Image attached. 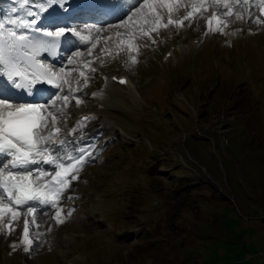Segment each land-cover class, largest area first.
<instances>
[{
	"label": "rangeland",
	"instance_id": "374dc122",
	"mask_svg": "<svg viewBox=\"0 0 264 264\" xmlns=\"http://www.w3.org/2000/svg\"><path fill=\"white\" fill-rule=\"evenodd\" d=\"M198 24L134 41V65L107 32L91 56L71 48L96 72L82 69L91 79L59 135L92 118L75 133L90 155L60 201L64 222L41 209L24 252L21 215L0 231V264H264V24L203 28L193 44ZM106 77L130 78L136 103L105 102Z\"/></svg>",
	"mask_w": 264,
	"mask_h": 264
},
{
	"label": "snow or ice",
	"instance_id": "6c2138e0",
	"mask_svg": "<svg viewBox=\"0 0 264 264\" xmlns=\"http://www.w3.org/2000/svg\"><path fill=\"white\" fill-rule=\"evenodd\" d=\"M13 3L16 6L11 7V13L23 11L24 15L0 19V231H14L10 225L23 215L20 244L24 245V252H29L33 240L41 235L30 232V225L41 226L37 222L41 209L50 207L55 210V221L64 222L60 201L71 198L64 194L71 187V181L79 178L90 155L84 148L71 149L73 142L60 138L62 129L58 121L70 100L88 85L91 76L87 73L96 72V68L83 58L81 51L72 52L66 58L67 64L61 67L41 59L43 54L55 59L60 55L62 42L65 48L74 47V41L66 35L70 33L80 43L90 45L87 55L91 56L96 47L94 41L107 32L110 35L106 39L117 41L116 54L124 52L134 65L137 59L131 53L138 50L134 41L151 39L161 28L179 29L185 22L191 26L201 19L207 22L208 33H223L233 20L264 24V0H254V3L249 0H136L119 23L110 24L106 29L95 25L61 27L55 9L47 17L46 26L38 27L40 14L53 5L63 6L64 0H13ZM252 8L258 11L253 12ZM101 51L108 53L107 48ZM68 65L73 67L66 71ZM83 68H87V73ZM47 85L59 94L51 92ZM81 103L76 98L77 106ZM90 119L84 117L78 121L68 134L74 135ZM45 164L53 170H45L42 167ZM34 165L37 167L33 168ZM71 214L69 211L66 215Z\"/></svg>",
	"mask_w": 264,
	"mask_h": 264
},
{
	"label": "bare ground",
	"instance_id": "6f19581e",
	"mask_svg": "<svg viewBox=\"0 0 264 264\" xmlns=\"http://www.w3.org/2000/svg\"><path fill=\"white\" fill-rule=\"evenodd\" d=\"M123 1L124 0H119V2H123ZM131 1H136V0H131ZM250 1L251 0H249V2ZM13 6H16V5H14L13 0H0V19L6 20L8 17H13V16H17V15H19V16H23L24 15L23 11L18 12L16 14H13V13H11V11L7 12V9L4 10L5 7H9V10H10L11 7H13ZM60 8H61V5H59V4L53 5L51 8L48 9L47 12H44V13L40 14L38 21L41 22V20H42L44 23H47V17L50 14H52L53 9H55V14L59 17L60 16L59 13L62 10V9L59 10ZM33 11H35V9H33ZM203 28L206 29L207 28V24H202V26L198 24L197 27L194 29V31L196 32V37L197 38L194 39L193 44H196L198 42L199 37L201 36ZM82 35H87V33H84ZM106 35L109 36L110 33H107ZM78 44H81L80 41H78ZM114 44H115V42H114ZM164 62H168V60H165ZM129 79H127L125 81V83H123V84L120 83L119 84V83H116L115 81H113L111 77H106L105 78L104 88H103L104 92L99 93V94L103 93L102 99H104V97H106L105 98V102H107V97L108 96L110 97L112 95H116V93H119L122 96H125V97L129 98L131 100V102L136 103V99H137V96L135 95L136 87H134L130 83ZM117 81H119V80H117ZM178 97H182V94H179ZM28 99H31V97H29ZM81 120L82 119H79L78 121H81ZM76 126H77V123H76ZM68 133L69 132H67V134L65 133L64 135H59V136H60L61 139H67V140L73 142L72 145H71V149H76L79 145L89 142V140L87 138H84V139L80 138V134L81 133H77V134H74V135H69ZM73 154H76V153L73 152ZM44 166H46V164L42 165V167H44ZM54 216H55V213H54Z\"/></svg>",
	"mask_w": 264,
	"mask_h": 264
}]
</instances>
